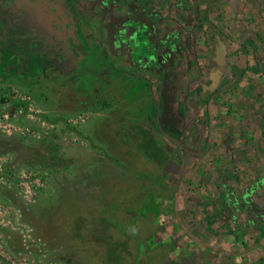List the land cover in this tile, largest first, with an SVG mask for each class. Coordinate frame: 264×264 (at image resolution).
I'll return each mask as SVG.
<instances>
[{
	"label": "rangeland",
	"instance_id": "rangeland-1",
	"mask_svg": "<svg viewBox=\"0 0 264 264\" xmlns=\"http://www.w3.org/2000/svg\"><path fill=\"white\" fill-rule=\"evenodd\" d=\"M75 3L62 50L0 0V264H264V0L145 4L163 62Z\"/></svg>",
	"mask_w": 264,
	"mask_h": 264
},
{
	"label": "flooded vegetation",
	"instance_id": "flooded-vegetation-1",
	"mask_svg": "<svg viewBox=\"0 0 264 264\" xmlns=\"http://www.w3.org/2000/svg\"><path fill=\"white\" fill-rule=\"evenodd\" d=\"M83 3L89 8L91 14L94 8L110 12L115 9L118 14L114 17L113 26H109V36L111 37V45L114 49L117 48L121 55L126 54L129 60L138 58L136 52L137 46L141 44L146 57L140 59L153 58L156 55L159 62L166 60L170 55L172 49L178 46V36L174 34L173 38L167 39V34L164 35L163 41L156 40L157 25L163 21L164 14L161 9H158L153 4L146 10L144 5L150 4L155 0L142 1L143 6L138 5L137 0H82ZM23 4L24 11L30 15L38 18L37 25L41 30L45 31L47 40L50 41L51 46L55 45L56 49L61 48L66 50H73L81 47L77 35L74 19L79 20L81 17L75 0H20ZM85 7V8H86ZM92 9V10H90ZM149 16L150 19L145 17ZM160 41L162 44L160 45ZM167 48L169 51H160L158 48ZM64 50V51H66ZM141 51V50H140ZM137 53V56L136 54ZM31 59V58H30ZM43 56L40 58V61ZM57 59V58H56ZM130 60V61H131Z\"/></svg>",
	"mask_w": 264,
	"mask_h": 264
},
{
	"label": "crops",
	"instance_id": "crops-1",
	"mask_svg": "<svg viewBox=\"0 0 264 264\" xmlns=\"http://www.w3.org/2000/svg\"><path fill=\"white\" fill-rule=\"evenodd\" d=\"M1 21V20H0ZM1 23V22H0ZM3 25V24H2ZM258 210V209H257ZM256 211V210H255ZM260 214H258V218L261 219L264 222V216L262 215L263 213L260 211H258ZM256 215V214H255Z\"/></svg>",
	"mask_w": 264,
	"mask_h": 264
},
{
	"label": "water",
	"instance_id": "water-1",
	"mask_svg": "<svg viewBox=\"0 0 264 264\" xmlns=\"http://www.w3.org/2000/svg\"><path fill=\"white\" fill-rule=\"evenodd\" d=\"M145 17H147L148 19H150V17H149V16H147V15H145Z\"/></svg>",
	"mask_w": 264,
	"mask_h": 264
},
{
	"label": "built area",
	"instance_id": "built-area-1",
	"mask_svg": "<svg viewBox=\"0 0 264 264\" xmlns=\"http://www.w3.org/2000/svg\"><path fill=\"white\" fill-rule=\"evenodd\" d=\"M27 263H28V264H31V262H30V261H27Z\"/></svg>",
	"mask_w": 264,
	"mask_h": 264
},
{
	"label": "trees",
	"instance_id": "trees-1",
	"mask_svg": "<svg viewBox=\"0 0 264 264\" xmlns=\"http://www.w3.org/2000/svg\"><path fill=\"white\" fill-rule=\"evenodd\" d=\"M161 131H163L162 129H160ZM254 185H256V184H254Z\"/></svg>",
	"mask_w": 264,
	"mask_h": 264
}]
</instances>
